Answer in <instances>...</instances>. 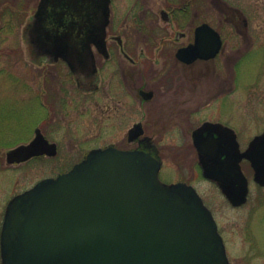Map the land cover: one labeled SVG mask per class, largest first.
Here are the masks:
<instances>
[{
	"label": "water",
	"instance_id": "water-1",
	"mask_svg": "<svg viewBox=\"0 0 264 264\" xmlns=\"http://www.w3.org/2000/svg\"><path fill=\"white\" fill-rule=\"evenodd\" d=\"M109 4L40 0L27 26L35 53L61 57L75 73L95 71L92 46L106 49ZM213 125L220 129L206 122L194 132L203 174L240 205L249 191L243 158L264 184V133L241 151L233 134L203 137ZM55 151L38 129L30 143L9 149L6 159L19 163ZM159 169L151 153L109 146L92 150L57 177L40 180L8 203L2 264H230L203 198L192 185L162 181Z\"/></svg>",
	"mask_w": 264,
	"mask_h": 264
},
{
	"label": "flooded vegetation",
	"instance_id": "flooded-vegetation-1",
	"mask_svg": "<svg viewBox=\"0 0 264 264\" xmlns=\"http://www.w3.org/2000/svg\"><path fill=\"white\" fill-rule=\"evenodd\" d=\"M242 1L110 0L106 49L103 51L96 45L92 46L96 69L91 73H75L61 57L53 58L48 53L37 55L32 47L29 55L41 67L33 72L31 82L21 85L27 88L29 100L36 97L42 106L39 122L42 121L43 126L37 124L34 135L26 143L35 138L39 129L50 144L56 145V151L54 155L44 153L29 160L52 158L59 154L62 144L49 133L51 109L53 116H59L60 110L72 104L78 93L84 92L93 99L90 114L95 118L102 113L121 121L131 118L128 121L131 124L124 134L126 144L110 141L105 145L83 148L84 156L68 170L92 150L114 146L149 152L161 161L162 180L169 183L185 181H167L162 177L166 167L162 147L154 140V134L148 132L147 123L173 124L183 114L192 121L194 114H202L204 110L208 116L192 131V144L196 151L193 133L206 122L220 124V129L213 125L203 132V137L226 138L232 134L239 137L231 126L219 120L216 112L221 108V90L226 89V85L233 86L231 81L226 82L225 72L228 71L232 81L236 79L237 82L247 59L260 50L264 58V30L255 28V24L264 25V16H259L264 12V0H254L249 4ZM211 10L216 11L217 18L211 17ZM71 20L70 15L64 19L66 23ZM97 111L101 113L97 114ZM212 116L216 119H209ZM112 128L118 127L114 125ZM253 138L245 147L240 143L241 149H246ZM198 163L201 168L199 155ZM241 165L249 179L250 190V178L244 166H249L252 175L254 170L247 159L242 160ZM254 183L264 187L256 181ZM250 198L249 192L247 201L239 207ZM261 200L264 201V196ZM221 234L229 257L225 235L222 231ZM250 250L254 253L250 255V261L263 256L254 247ZM229 261L231 263L230 257Z\"/></svg>",
	"mask_w": 264,
	"mask_h": 264
},
{
	"label": "rangeland",
	"instance_id": "rangeland-1",
	"mask_svg": "<svg viewBox=\"0 0 264 264\" xmlns=\"http://www.w3.org/2000/svg\"><path fill=\"white\" fill-rule=\"evenodd\" d=\"M38 1L0 0V230L7 205L16 194L44 177L68 170L84 156L83 148L105 145L110 141L126 144L124 134L131 124L128 122L131 118L116 120L99 111L100 116L95 118L90 114L92 97L84 92L78 93L72 104L59 111V116H53L51 109L49 133L62 144L58 155L20 163L6 161L8 149L30 140L37 124L43 126V122H39L42 106L36 97L29 100L27 88L21 85L31 82L33 72L41 67L29 55L33 48L27 36V26ZM251 1L254 0L242 2L249 4ZM20 2L21 7L14 14ZM262 12L260 17L264 16ZM211 17L217 18L215 10H211ZM255 28L264 30V25L255 24ZM224 75L228 79L226 82L231 81L233 86L229 84L221 90V108H217L216 114L222 123L237 132L242 147H245L250 138L264 133H261L264 131V58L261 50L245 61L237 82L236 79L232 81L228 71ZM201 112L194 114L192 121L183 114L173 124L147 123L148 132L154 134V140L162 147L166 166L162 177L167 181L185 180L198 189L212 209L220 232L225 235L232 264H264V201L261 200L264 187L254 183L249 166H244L250 178L251 198L239 207L229 202L216 182L204 177L192 144L193 129L208 116L204 110ZM114 125L118 128H112ZM253 247L263 256L250 261V255H254L250 252Z\"/></svg>",
	"mask_w": 264,
	"mask_h": 264
},
{
	"label": "trees",
	"instance_id": "trees-1",
	"mask_svg": "<svg viewBox=\"0 0 264 264\" xmlns=\"http://www.w3.org/2000/svg\"><path fill=\"white\" fill-rule=\"evenodd\" d=\"M18 4H19V3H18ZM18 4H17V5H18ZM20 5H21V2H20V4L18 5L17 9L14 10V14H15V13H18V11H19L18 9L21 7ZM16 11H17V12H16Z\"/></svg>",
	"mask_w": 264,
	"mask_h": 264
}]
</instances>
